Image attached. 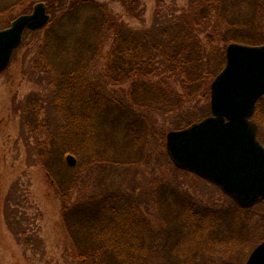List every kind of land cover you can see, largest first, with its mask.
Returning <instances> with one entry per match:
<instances>
[{
  "label": "trees",
  "instance_id": "obj_1",
  "mask_svg": "<svg viewBox=\"0 0 264 264\" xmlns=\"http://www.w3.org/2000/svg\"><path fill=\"white\" fill-rule=\"evenodd\" d=\"M189 1V11L138 31L127 27L98 0H53L47 2L51 14L48 24L25 33V36L42 35L31 75L38 83L51 86V90L44 98L32 92L24 100L22 127L32 135H44V139L37 138L34 149L63 202L62 220L76 264H144L155 249L152 236L159 216L171 226L166 234L167 243L163 244V261H169L168 249L179 254L180 244L173 240H180L187 231L197 235L192 243L194 248L201 245L203 236H207L208 245L222 247H228L227 237L235 238L237 245L247 240L241 217L251 207H241L232 199L231 207L225 211L195 204L188 195L178 198L179 202L173 206L177 193L171 192L149 197L147 201L156 203L154 211H146L142 207L144 199L138 200L131 191L99 185L85 188L73 200L86 167L119 168L134 162L128 149L124 154L129 163L118 149L131 142L145 143L152 128L147 117L149 109L154 108L158 113L177 112L203 95L209 105L201 118L211 113L210 84L223 69L226 57L222 50L217 59L218 47L211 45V40L204 44L199 33L213 16L219 17L216 14L221 8L228 28L248 27L247 21H241V14L233 11L234 5L239 3L237 9L244 13L245 5L255 3L256 16L260 1ZM217 21L213 27L216 34L217 30L221 33L222 19L219 17ZM252 23L258 27L256 18ZM221 34L225 35V30ZM234 36L223 37L226 46L231 42L258 43L252 41L254 37L249 33ZM108 39L112 44L106 71L102 78L95 79L91 71L102 58ZM126 82H130L126 94L108 88L109 84ZM263 104L264 96L259 99L254 114L259 123L264 121ZM196 119L190 118L179 128ZM69 155L77 157L78 163L70 165L66 159ZM164 207L170 211H164ZM175 215L181 220L175 219ZM28 220L16 206L8 216L9 228L20 243L38 245L41 239L28 233ZM189 261H192L190 257Z\"/></svg>",
  "mask_w": 264,
  "mask_h": 264
},
{
  "label": "rangeland",
  "instance_id": "obj_2",
  "mask_svg": "<svg viewBox=\"0 0 264 264\" xmlns=\"http://www.w3.org/2000/svg\"><path fill=\"white\" fill-rule=\"evenodd\" d=\"M38 1L53 0H0V28L8 26L18 15L32 11ZM98 1L104 3L108 10L127 27L138 31L148 30L165 18L187 12L191 8L189 0ZM259 1L260 6L256 16L257 8L253 5L255 3L245 5L244 13L237 9L239 3L234 5L233 11L241 14V21H247L245 23L249 24L248 27L228 28V21L224 19V8H221L216 15L222 19L221 33L225 30V35L218 30L217 34L213 31L217 19L219 20L217 16H213L205 25V30L199 33L204 44L208 45L211 40V45L218 47L217 59L220 52L226 49V44L222 40L226 35L235 37L234 35L237 34L249 33L254 37L253 42H264V0ZM254 18L258 20V27H254L252 23ZM41 41V34L24 36L21 45L13 53L8 67L0 73V264H76L62 220L63 202L55 183L37 160L34 149L37 138L44 139V135H32L24 130L21 121L22 103L30 93L37 92L44 98L51 90V86L38 83L31 75L34 57ZM111 44V39L105 42L102 58L91 71V76L95 79L102 78L106 71L107 54ZM217 59L215 58L216 62ZM175 85L181 91L179 83L176 82ZM129 86L130 82H126L122 85L109 84L108 88L123 95L127 93ZM208 105L209 100L202 95L187 102L185 107L177 112L158 113L154 108L149 109L147 117L152 128L145 143L134 141L135 143L131 142L128 146H120L118 149L129 163L127 154H124L128 149L134 162L119 168L86 167L80 177L78 188L73 193V200L85 188L94 189L99 185V187L109 185L125 192L131 191L138 200L144 199L142 207L146 211H154L156 203V201L153 203L147 201L149 197L157 198L159 195H169L171 192L177 193L175 200L172 201L173 206L179 202L178 198L188 195L195 204L217 210H228L232 205L231 197L216 184L175 166L166 150L167 132L179 128V125L188 122L190 118H197L196 121L202 119ZM41 114L43 116L44 111ZM259 125L261 129L259 138L264 142V121H260ZM124 127L125 125L121 131ZM118 139L122 144L120 136ZM74 158L75 164L78 163V158ZM67 162L70 164L69 160ZM16 206H19L20 211L29 219L26 226L29 229L28 233L35 234L41 239L38 245L26 246L20 243L9 228L8 216ZM164 211L170 209L164 207ZM175 219L181 220L176 215ZM241 220L247 231V240L243 245H237L235 238L230 237L226 240L228 247H222L220 244L208 245L207 236H203L200 240L201 245L198 244L194 248L192 243L197 235L195 232L189 234L187 231L180 240H173L180 244L179 254L168 249L167 251L170 252L166 255L170 257L169 261H163L165 260L162 255L163 244L167 243L166 234L171 226L159 216L152 236L155 249L148 259H145L144 264L151 262L186 264L189 257L192 261L187 262L188 264H246L251 252L264 237V201L244 212ZM233 229L236 231L237 228ZM234 230L231 232L234 233ZM220 237L219 235V239ZM223 250L228 253L223 254Z\"/></svg>",
  "mask_w": 264,
  "mask_h": 264
},
{
  "label": "water",
  "instance_id": "obj_3",
  "mask_svg": "<svg viewBox=\"0 0 264 264\" xmlns=\"http://www.w3.org/2000/svg\"><path fill=\"white\" fill-rule=\"evenodd\" d=\"M50 20L48 6L37 2L33 10L0 28V73L28 29L38 30ZM264 95V44L232 42L226 64L210 85L212 114L166 135L167 153L178 168L216 184L242 207L264 201V143L253 119ZM75 164L72 155L67 157ZM246 264H264V240Z\"/></svg>",
  "mask_w": 264,
  "mask_h": 264
}]
</instances>
